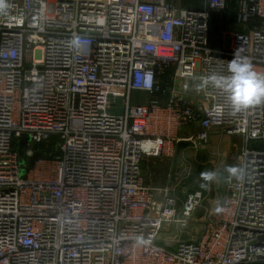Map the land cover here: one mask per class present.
Here are the masks:
<instances>
[{
	"label": "built area",
	"instance_id": "1",
	"mask_svg": "<svg viewBox=\"0 0 264 264\" xmlns=\"http://www.w3.org/2000/svg\"><path fill=\"white\" fill-rule=\"evenodd\" d=\"M6 2L0 264H264V103L233 113L220 89L197 90L201 77L229 76L234 57L264 74V0H203L198 8L167 0ZM213 13L228 23L223 48L208 43ZM170 71L171 95L161 104ZM133 90L147 101L132 104ZM112 92L124 95L122 113L108 110ZM215 129L240 138L234 160L244 178L224 179L221 211L198 241L158 245L164 226L187 225L204 196L185 192L178 207L170 182L147 185L144 160L170 157L183 134L197 147ZM23 135L30 141L21 165Z\"/></svg>",
	"mask_w": 264,
	"mask_h": 264
},
{
	"label": "rangeland",
	"instance_id": "2",
	"mask_svg": "<svg viewBox=\"0 0 264 264\" xmlns=\"http://www.w3.org/2000/svg\"><path fill=\"white\" fill-rule=\"evenodd\" d=\"M210 23L209 41L218 48H223L228 35V23L220 14L213 13ZM246 29V28H245ZM219 38L213 39V37ZM212 37V39H211ZM171 74V71L169 72ZM137 100L144 101L145 96H135ZM132 96V103L134 101ZM124 95L112 92L109 95L108 110L111 113L123 112ZM213 135L226 138L227 148L216 146L209 137L206 143L194 147L187 134H183L174 144V150L170 157L160 156L144 160L142 171L147 179V185L154 187L163 186L168 182L174 186L173 194L183 198L185 192L198 189L203 192L204 199L192 216L185 220L187 225L177 223L165 226L157 238V244L173 248L179 241H198L202 235L204 223L211 217L226 194L224 179L229 176L225 169L235 166L234 156L236 146L240 147L241 140L237 135H228L220 129H215ZM257 141H250L249 146H255ZM217 172L219 179L206 182L201 179L202 172ZM202 187L201 185H205ZM179 200L177 206H181Z\"/></svg>",
	"mask_w": 264,
	"mask_h": 264
},
{
	"label": "clouds",
	"instance_id": "3",
	"mask_svg": "<svg viewBox=\"0 0 264 264\" xmlns=\"http://www.w3.org/2000/svg\"><path fill=\"white\" fill-rule=\"evenodd\" d=\"M8 7L6 0H0V11ZM75 43V39L72 41ZM230 75L220 76L216 74L201 77L202 84L199 87L212 85L226 93L233 113H240L250 107L264 103V74L254 70L252 63L242 57H234L228 64ZM229 174V179L244 178V170L240 167L229 166L225 169ZM201 179L206 182H213L219 179L217 172H202ZM206 187L205 185H201ZM216 211H221L217 207ZM138 242L144 243L143 238H138Z\"/></svg>",
	"mask_w": 264,
	"mask_h": 264
},
{
	"label": "crops",
	"instance_id": "4",
	"mask_svg": "<svg viewBox=\"0 0 264 264\" xmlns=\"http://www.w3.org/2000/svg\"><path fill=\"white\" fill-rule=\"evenodd\" d=\"M169 3H171L172 5L174 6H177V7H186V8H198V7H201L202 6V3H203V0H167ZM236 27L238 29H245L246 27H244L243 25H236ZM171 74L169 72H167L165 74V76L163 77V85H162V90L158 93V99L160 101L161 104H165L167 99L170 97L171 95V89H172V80H171ZM184 82L183 81H180L178 83L175 84V87L178 89V90H182V84ZM138 95H142V96H145V100L144 101H140V100H137L135 98V96H138ZM132 96H134V101L132 103ZM148 99V96L141 92V91H137V90H133L131 91L130 93V102L132 104H141V103H144L146 102ZM214 133V130L211 132L210 134V138L212 139V141L214 143H216V146L219 147H222L223 149H226L227 148V139L224 138L223 136H220V135H213ZM236 145V144H234ZM170 177H171V174L169 175V179H168V182H170ZM184 197V196H183ZM179 200H183V198H179Z\"/></svg>",
	"mask_w": 264,
	"mask_h": 264
},
{
	"label": "water",
	"instance_id": "5",
	"mask_svg": "<svg viewBox=\"0 0 264 264\" xmlns=\"http://www.w3.org/2000/svg\"><path fill=\"white\" fill-rule=\"evenodd\" d=\"M30 141L29 135H23L22 138L20 139L19 146H18V152L21 155L20 163L21 165H24L25 160L22 157L23 155V148L27 145V143Z\"/></svg>",
	"mask_w": 264,
	"mask_h": 264
},
{
	"label": "trees",
	"instance_id": "6",
	"mask_svg": "<svg viewBox=\"0 0 264 264\" xmlns=\"http://www.w3.org/2000/svg\"><path fill=\"white\" fill-rule=\"evenodd\" d=\"M212 15H213V14H212ZM212 15H211V17H212ZM211 21H212V20L210 19V23H211ZM209 33H210V30H209ZM211 39H212V37H211ZM213 39H217V41H218L219 38H217V37L215 36V37H213ZM208 43H209L210 46H212V47H216L215 45H212V44L210 43L209 38H208ZM41 145H42L41 147L44 148L48 153H49V151H51V146H47V145L44 144V143L41 144ZM47 152H46V154L38 153V154L34 157V159L38 158L40 155H44V156L46 155V156H48V153H47ZM34 159H33V160H34Z\"/></svg>",
	"mask_w": 264,
	"mask_h": 264
},
{
	"label": "bare ground",
	"instance_id": "7",
	"mask_svg": "<svg viewBox=\"0 0 264 264\" xmlns=\"http://www.w3.org/2000/svg\"><path fill=\"white\" fill-rule=\"evenodd\" d=\"M166 227L164 226V229H165Z\"/></svg>",
	"mask_w": 264,
	"mask_h": 264
}]
</instances>
